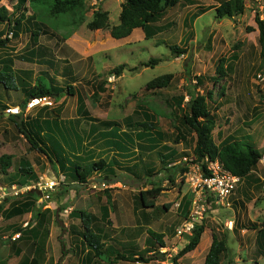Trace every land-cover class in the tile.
I'll use <instances>...</instances> for the list:
<instances>
[{
  "label": "rangeland",
  "instance_id": "obj_1",
  "mask_svg": "<svg viewBox=\"0 0 264 264\" xmlns=\"http://www.w3.org/2000/svg\"><path fill=\"white\" fill-rule=\"evenodd\" d=\"M18 1L3 0L1 2L13 13V23L8 28L6 37L11 32L13 36L12 38L7 37L9 41L6 44H0V56H8L4 59L0 58V71H11L14 80L10 90H5L0 84V95L3 92L9 94V99L14 101L13 106L18 105L21 111L28 114L26 119L32 120L35 116H32L29 111L37 108L48 109L49 107L37 106L30 110H26L27 104L25 108L22 107L26 96L25 91L34 89L36 81L39 80H36L37 77H34V75L40 77V73L47 75L58 74V81H60V83H57L58 86L55 85V81L50 82L46 77L44 79H46L50 88L62 89L64 94H67L68 86L74 87L75 92L79 93V98L74 93L72 96H75L71 97L70 95L69 100L74 98L75 105L79 104V106L83 107L82 109L89 111L88 115L92 122L89 124L84 122L83 124L82 121H79L81 126L78 127L76 122L71 123V120H63L62 117H58L55 120L49 119V124L52 128L54 127L56 137L61 142H65V149L70 154H73V158L75 154L73 150L75 148V144H73L75 138L79 137L81 152H84L86 148L83 143L88 139L85 130L88 131L90 124L106 130L111 129L100 122L106 120L111 123L113 121L121 123L120 126L112 127L113 132L121 133V129L125 128L129 134L128 141L140 146V148L143 147L147 144L148 139V135L144 138V134L146 135L145 129L139 126L127 127L125 126L126 122L123 123V120L128 118L130 123L136 125V122H139L140 124V122L145 121L143 112L155 117L152 118L153 122H161V128H166V132H162L164 134L163 138H165L162 142H167L171 148L175 147L174 149L179 155L178 159L183 158L186 153L190 156L196 143V135L190 128L188 130L184 127L182 132L186 139H182L177 132V128L182 129L184 123L178 118L184 115L186 103L191 95H206L210 89H214L215 93L213 101L208 102L211 116L215 119V129L213 131L215 142L221 145L226 140H240L243 141L244 145L251 144V146L253 145L264 153V81H260L258 78V75H263L262 73H264V57L261 55L260 30L256 22V17L264 21V0H247L246 10L243 15L221 20L216 18L215 8L219 5L218 1L190 0V2L194 1V4H188L185 3V0H181L182 2L176 5V8L169 9L164 18L154 24L158 32L154 39H145L144 32L143 34L134 33L129 40L114 42L111 43L112 45L105 42V40L108 41L110 38L109 29L95 33L87 25L93 20L95 8L108 12L110 27L118 25L120 23L123 0H88L86 2L85 22L73 32L74 36L71 39L68 38L70 35L67 36L70 27H67L64 23L63 16L54 18L48 13L49 6L54 0H39L33 3L31 0ZM32 7L35 8V11H33ZM207 8L212 10L200 15L199 19L193 20L201 9L206 10ZM23 15L25 17L24 20L17 24L16 21ZM152 29H154L153 26ZM33 32L37 33L38 36H33ZM0 35H2L0 39L4 40L3 34ZM96 44H102V47H98ZM71 45H76L81 49H87L88 45L89 49L95 48L99 52L103 51L94 58L95 60H90L95 66L93 72L96 77L88 85L87 79H81V75H79L80 79L78 80L79 77L75 76L77 71L72 70V73L67 75L72 67L80 68L84 66V64H80L77 67L79 63L75 62V57L68 50V46L70 47ZM174 46L184 49L186 52L176 57L177 55L172 49ZM71 57H73V60ZM152 59H159L158 64H153L149 67L143 66V64L150 62ZM81 62L82 59H80ZM220 63L224 64L227 74L224 77H220L218 83H215L214 78L217 77ZM120 65H125V70L121 77H116L112 74V71ZM165 74L174 75V80L167 88L154 90L146 88L148 82ZM33 83L35 84L33 85ZM101 83H104V90H99ZM222 88L226 91V96L224 97L220 96ZM77 98L84 99L85 103L83 100L77 103ZM180 98L185 99L181 104L179 103ZM71 101H69V104L72 107L73 102L71 103ZM5 104L8 103L6 102ZM57 104V102H54V107ZM5 109L6 106L3 111L7 110ZM21 111L19 115L22 114ZM54 117L57 116L54 115ZM24 120L23 118L18 119L17 123H21ZM54 123L55 125H53ZM70 126H73L75 134L72 133ZM7 128L9 129L7 125L4 127L0 126V139L11 140V133ZM14 134L17 138L13 139L14 141L11 140L10 146L7 145L6 147L5 142L0 140V156L11 153L14 157V164L9 169L10 171L3 173L0 167V186L9 187L13 183L18 186H24L27 181H33L32 178L34 177L22 173L21 167L23 165L20 164L21 167L19 168V159L26 157V160H22L26 161L24 167H28L31 166V163L40 166L41 163L38 162V159L47 157L44 153L35 152L26 138L23 135L21 136L18 131H15ZM120 137L125 138L123 135ZM108 138L114 144L116 136L109 134ZM100 143L97 141L95 152L102 148L99 147ZM40 146L47 153H50L45 145L41 144ZM131 149L129 148V150ZM143 150L146 149L143 148ZM151 153V157L145 156H150ZM151 153L145 151V155H137L135 152L132 157L123 161L124 168L121 171L114 166L115 175H110L109 177L113 178L119 174L117 176L119 180L132 187H146L149 182H155L157 185L166 183L167 186H170L171 184L168 182L171 176L170 171L162 170L163 165L159 161L160 157H158L156 152ZM49 159L45 160L47 164L43 169L46 171L47 167L50 168L47 173L48 178L59 176L60 174L67 177L65 182L59 186V190L54 193L53 197L51 196V202H56L57 198L62 196V201L64 199L62 204H65L62 209L69 208L66 210L67 212H64L66 218L63 219V223L71 220L68 223V227H64L60 222L61 217L57 210H54L56 214L50 215L52 217L51 224L53 223L54 225L50 227L47 252L49 256L52 254L53 264H59L61 261L60 264H76L78 263L77 261L71 262L70 260L63 263V260L68 256L74 258L76 249L81 248L79 244L75 245V242L72 243L75 239H81L78 234L72 233L74 230L73 226L79 232L83 230L79 213L89 212L87 207L90 200L94 197L101 196L104 201V197L109 195L107 190L112 189L111 187L104 191H96L104 193H96L91 190L92 183L98 184L103 181L109 183L105 178L109 173L105 172L104 174L103 171L93 172L87 179L90 180L88 185H79L77 180L68 177V175L73 176L74 166H64L62 171L57 173L49 166ZM146 166L155 167L159 173L147 176L144 171ZM84 167L86 166H83L82 169ZM40 168L36 167L37 173L39 176H43L44 173ZM175 171L179 175L178 169ZM177 174L173 175V178ZM12 177H14V180L10 181ZM41 179L43 178L41 177ZM258 180H260L259 183H257ZM37 181H39V178ZM37 181L27 182V184H33ZM177 183L183 185L181 176ZM185 187L187 188L188 185H185ZM26 199V195H22L15 199L6 200L3 203L4 214L3 219L0 221V264L18 263V260L10 259L11 255L10 257L8 256V245L11 246L13 243H11L10 238L15 235L16 228H20L25 221L29 220L36 224L30 213L29 215L26 214V217H24L25 215L14 218L9 216L11 209ZM160 201H164V199ZM165 201L168 203L167 199ZM229 202L231 204L230 207L214 206L216 210L214 214L218 215L220 213V217L224 221L223 225L228 220L235 219L236 221L234 222L235 234L234 232L227 231L228 234L225 232L224 237L228 251L223 256V264L235 263L233 262L234 259H238L239 264H264L263 240H261L260 236L257 237L258 233L251 227L254 224L259 227L264 221V158L253 169L252 174L248 178L241 180L237 191ZM73 207H75V210H73ZM73 211H75L76 218L72 217L71 213ZM173 211L175 210L173 209ZM209 211L211 210L208 209L205 219L210 223L212 218H209ZM154 215L156 217L159 216V214ZM211 223L214 226L216 225L215 221ZM171 224H175L174 221L166 225L171 226ZM206 228L210 234L212 228L210 226ZM5 236L10 238L6 239ZM166 237L168 244H166L167 241L164 239L165 248L169 247L172 249L175 246L181 250L186 244L185 236L183 235L179 237L182 241L180 244H176V240L173 241L174 243L171 242L168 235ZM17 241L19 243L16 242V245H21L25 242V239H17ZM58 242L60 243L58 244ZM61 244L64 245L63 252L65 255H62ZM78 255H76L77 260ZM174 256L175 254L169 251V254L164 256L165 261L162 259L154 260L149 264H173ZM204 256L205 251L200 254L201 261ZM193 257V255L187 254L181 260H178V264L197 262V259ZM82 258L83 253L80 255V259ZM121 262L123 261H119L116 264ZM97 263L106 264V262L104 263V261L100 260Z\"/></svg>",
  "mask_w": 264,
  "mask_h": 264
},
{
  "label": "trees",
  "instance_id": "obj_2",
  "mask_svg": "<svg viewBox=\"0 0 264 264\" xmlns=\"http://www.w3.org/2000/svg\"><path fill=\"white\" fill-rule=\"evenodd\" d=\"M0 0V24L8 23L10 26L13 23V13H11L5 5H2ZM26 0H19L18 2H25ZM39 0H31V2H38ZM88 0H54L53 3L49 6L48 13L52 15L54 18H58L63 16L64 23L67 27H70L67 36L72 35L73 32L78 29L82 24L85 22V14H86V2ZM217 1V0H216ZM246 1L247 0H218L219 5L216 7V18L218 20L225 19V18H232L234 16L243 15L246 10ZM181 0H123L121 4V13H120V23L118 25L110 27L109 25V14L108 12H103L102 9L95 8L93 20L88 23L87 27L91 31L97 30H105L109 29L111 36L114 39L120 40L129 37L132 32L137 28H142L145 32L146 39H152L154 36L158 34L157 30L154 27V24L157 23L159 20L164 18L167 11L169 9L174 8L178 5ZM33 11L35 8L32 7ZM208 8L206 10H202L203 13L210 10ZM199 17V14L195 15L193 18L196 19ZM24 15L16 21L17 24H20L22 20H24ZM256 22L258 23L259 30H260V39L259 43L261 46V55L264 57V21L260 20L256 17ZM18 26V25H16ZM65 26V25H64ZM63 26V27H64ZM152 26L154 29H152ZM18 28V27H17ZM38 36L37 33L33 32V36ZM2 36V35H0ZM69 36V37H70ZM68 37V38H69ZM9 41L8 38L4 40L0 39V44L4 45L6 42ZM176 57H179L181 54H184L186 50L180 49L177 46L172 47ZM159 59H152L150 62L143 64L145 67H149L150 65L158 64ZM125 70V65H120L113 69L112 74L116 77H121L123 71ZM218 74L217 77L214 78L215 83H218L220 77H224L227 74V71L224 67L223 63L219 64L218 67ZM264 76V73H262ZM258 75L260 81L262 80ZM13 76L11 71H0V84L5 88V90H10L13 86ZM174 80L173 74H165L160 77L154 78L150 82L147 83L146 88L148 90L154 89H164L167 88L172 81ZM104 83H101L99 86V90H104L103 88ZM75 92L74 87L68 86L67 87V94L73 95ZM220 96H226V91L224 88L220 90ZM25 100L22 103V107L25 108L26 104L33 98H40L50 96L56 100L62 98L64 96V92L62 89L50 88L46 83L41 81L40 79L37 81L34 89L26 90ZM214 89L208 90L206 95H191L189 97L188 102L185 106L184 115H182L180 119L184 124L181 128H177V132L182 139H186L185 135L183 134L184 127L189 130H192L193 133L196 135V143L193 148L192 154H184L187 158H192L193 163L201 164L206 171V163L205 158L210 159L211 161H220L221 164L229 170L235 176H238L242 179L248 178L253 169L258 166L261 160L264 158V153L260 152L251 144L244 145L243 141L238 140H226L221 145H218L215 142L213 131L215 129V119L211 116V111L209 110V101H213L214 96ZM184 102L185 99L180 98L179 103ZM185 105V104H184ZM82 107V106H81ZM83 108V107H82ZM83 113L88 115V112L84 109L81 110ZM175 112V111H174ZM144 117L146 118L147 122L142 124L136 122L135 124L130 123V119L126 118L123 120V123L126 122L125 126L127 127H143L145 131H153L156 135H158L161 139H163L164 134L162 132H158L155 128L157 127V122H153L151 119V115L147 114L146 112L143 113ZM174 114V113H173ZM176 114V112H175ZM89 116V115H88ZM155 118V117H153ZM35 122L36 125L32 123V121L21 123H16L17 131L20 135H23L27 142L30 144L31 148L35 151H39L44 153L48 158V153L40 146L41 144L45 145V140L41 136V130H45V124H49V120L42 122L40 119H37ZM104 125L111 128L113 126H120L121 123L117 121L108 122L107 120L103 122ZM51 135L54 134L51 132ZM113 135L116 136L115 142L118 146V149L125 152L127 148H132L129 152L132 154L127 157H132L136 151H134L133 142H129L128 137L129 134L126 132H113ZM123 135L125 138H121L120 136ZM151 139V138H150ZM118 140V141H117ZM131 140V139H130ZM132 141V140H131ZM52 143V142H51ZM126 143V144H125ZM123 147H126L123 150ZM169 148V147H168ZM64 150V149H63ZM143 150V149H142ZM147 152H156L154 144L151 145L150 149L143 150ZM170 157L175 159L179 155L175 150H169ZM134 152V153H133ZM124 154V153H123ZM137 154V152H136ZM158 157L161 159L159 160L160 163L163 165L162 170L170 171V177L168 182L171 185L176 184V176L173 178V175L177 174L175 171L178 169L181 176L182 184L185 183L184 174L189 170V166L187 164H179L171 166L170 164L173 162L171 159L168 162L161 157V153L158 154ZM13 156L9 154H4L0 157V167L3 173H7L8 170L13 166ZM115 162V161H114ZM111 165L107 163L106 160L100 159L98 161L91 162L89 165L82 169L81 166H74L73 176L69 177L73 180H77L79 185H85L88 182V177L96 171H105L110 170L112 173L108 174L107 177L110 178V175L114 174V164ZM66 166L65 164L63 167ZM144 171L146 172L147 176H152L153 174L157 173L155 167L146 166ZM128 170H130L127 167ZM21 171L25 175H31L33 181H37L38 178L35 175L31 166L28 167H21ZM156 172V173H155ZM159 173V171H158ZM157 173V174H158ZM35 175V176H34ZM77 178V179H76ZM29 182V181H27ZM27 182L25 184H27ZM258 180L257 183H259ZM166 190L161 184H153L152 188L147 189L141 192V202L145 208H153L155 207L156 199L161 195V193ZM27 199L23 202H20L18 206H14L11 209L9 214L10 218L22 216L31 213L33 221H36V225L34 227L31 226V223L24 227L22 226L16 228V234H21L20 239H25L27 242H31L30 244V252L29 255L26 256L27 258L22 260L20 264H44L46 262V239L48 238V229L44 227V220H45V211L41 212V209L37 205V201L40 198V194L35 192H28L25 194ZM184 208L185 212L182 213V216L189 217L192 208V195L190 200L188 197L184 200ZM171 207V204L166 205ZM3 204L0 205V221L3 219ZM79 218L82 222L83 230L79 233V237H81V241L87 253L83 255V258L80 259V253H78V260L76 259V255L72 258V261H77L78 263H93V261H104L106 264H116L119 261L123 262H132V263H141V264H149L154 260H164L165 254H160L159 252H155L150 254V250L144 251L142 255H124L122 253H118L114 247H105L104 238L100 235L94 228V221L95 217L85 212L79 213ZM43 219V222H42ZM253 230H256L258 236H260L261 240H263L264 245V221L258 227L257 225L251 226ZM205 232V225L200 224L196 225L192 235L187 236L188 243L185 247L181 249L174 257H173V264H178V260L184 257L186 254L194 251L200 244L201 238L203 233ZM47 233V234H46ZM149 248L152 246L157 245V250L159 247L164 248L165 242L163 241L164 235L158 234L155 232L149 231ZM15 235H12L14 237ZM225 236V235H224ZM10 238L11 243L14 249H17L16 242L17 240H12ZM153 241V245L152 242ZM159 246V247H158ZM61 251L62 255H65L64 245L61 244ZM74 251V250H73ZM228 251L227 242L225 237L220 239L217 235L213 234V241L212 245L208 251V254L205 258L204 264H223V256ZM21 250H18V256L21 254ZM76 254V252H75ZM69 255V254H68ZM161 257V258H160ZM163 257V258H162ZM62 262V261H61ZM60 262V263H61ZM59 263V264H60Z\"/></svg>",
  "mask_w": 264,
  "mask_h": 264
},
{
  "label": "crops",
  "instance_id": "obj_3",
  "mask_svg": "<svg viewBox=\"0 0 264 264\" xmlns=\"http://www.w3.org/2000/svg\"><path fill=\"white\" fill-rule=\"evenodd\" d=\"M185 3L194 4V1L190 2V0L189 1L185 0ZM202 10H204V9H201L197 13V14H199V17L197 19H199L201 17L200 15L204 14L202 12ZM210 10H212V9H210ZM210 10H208V11H210ZM208 11H206L205 13H207ZM193 15H195V14H193ZM5 27H6V29H4ZM9 27H10V25L8 23L0 24V34H3V39L6 38V33H8L7 30ZM159 27H161V26H159ZM102 31L103 30H97V31H95V33L96 32H102ZM143 32H144V30L142 28H137L132 32V34L129 37L124 38V39H120V40L114 39L111 36V34L109 33L110 38L108 41L105 40V42L111 44V43L122 41V40H129L130 37L131 38L133 37L134 33L143 34ZM144 34H145V32H144ZM73 36H74V34H72L69 38L71 39V38H73ZM156 36H154L152 39H154ZM145 39H146V35H145ZM96 45L98 47H102V44H96ZM103 48H104V45H103ZM68 50L75 57V59H76L75 62L79 63L77 65V67H79L80 64H84V66L80 67V68L72 67V69H70V71H69V73H67V75L71 74L72 70L77 71L75 73V76L79 77V75H81V79H83V80L87 79V85L89 84L90 81L95 80L96 75L93 72L95 66L93 65V63L90 62V60H92V59L95 60L94 58L96 56L100 55L103 51L99 52V50L95 49V48L89 49L88 45H87V49H85V48L81 49L76 45H71L70 47L68 46ZM6 54H8V53H6ZM7 57L8 56H6V57H4L3 55L0 56V58H2V59L7 58ZM71 58L73 60V57H71ZM80 59H82L81 63H80ZM87 60H88V62H87ZM42 76H44V77H42ZM34 77H37L36 80L40 79L41 81H43L46 84H47V81H46V79H44L45 77L48 78L50 80V82L55 81V85H57V83H60V81H58V74L57 75L56 74L55 75H52V74L47 75L45 73H40V77L36 76V75H34ZM69 77H71V76H69ZM79 79H80V77L78 78V80ZM30 80H31V77H30ZM35 83H33V85ZM60 87H62V86H60ZM74 93H76V92H74ZM69 96L70 95H68V94H64V96H62V98H60L58 100L54 99L58 103L55 107H48V109L47 108H44V109L37 108L35 110L33 109L34 111L33 110L29 111V112H31L32 116H35V118L33 117L32 120H29V119H26V118H28V114L24 111H22L21 115H17V116L8 115L5 111H3V108L5 106H6V109H7V107L8 108L18 107V105L13 106L14 101H11L9 99V94L3 92L2 95H0V126L2 125L4 127L7 125L9 127V129L8 128L7 129L11 133V140H13V139L17 138L16 135L14 134L15 131L17 132L16 123H17L18 119H22V118L25 119L24 122L32 121V123L34 125H36L35 123H37V122H35V121L37 119H40L42 122H45L46 120H49L50 118L55 120L58 117H62L63 120L69 119V120H71V123L76 122V124H78V127L81 126V125H79V121H82L83 124H84V122L86 124L91 123L92 120L90 119V117L85 115L81 111L82 107L79 106V104L75 105L74 98L70 99V100H72L71 103L73 102L72 107H71V105L69 104L70 103L69 102L70 101ZM74 96L71 95V97H74ZM76 96L79 98V93H76ZM78 98L76 100L77 103L81 100H83L85 103L84 99H78ZM6 102L8 104H5ZM87 110H88V108H87ZM58 114H60L61 116ZM54 115L57 117H54ZM86 118L89 120L87 121ZM152 118L153 117H151V119ZM100 122L103 123L105 121H100ZM146 122H147V120L145 118V121L140 122V123L145 124ZM155 122H157V121H155ZM157 123L158 124H157V127L155 129L158 132H163V131L166 132V128H164V127L161 128L162 127L160 125L161 122L160 123L157 122ZM53 125H55V123ZM61 127H64V126H61ZM140 128H143V127H140ZM70 129H71L72 133L75 134L73 126H70ZM85 131H86V135L88 136V139H86V142H84L83 145L86 149L84 152H81L79 137H76L75 141L73 143V144H75V148H73V150L75 151L74 158H73V154L72 153L70 154L69 151L67 149H65V147H66L65 142H61V140L56 137L54 127L52 128L51 125L45 124V130H41V136L45 140V146L50 151V153H48V155H49V158L51 160L48 157L44 156V157H46L45 159H38V162L41 163L40 166H36L35 164L31 163V167L33 168L34 173L38 176L39 179H41V177L44 178V180H46V181H51L54 178H58V180H60V181L67 179V177L65 175H62V174H60L59 176H53L51 178H48L47 173L50 171V168L47 167L46 171L43 170L47 164L45 162V160H48V159L50 162L49 166H51L52 170L57 171V173L62 171V169H63L62 167L64 164L66 166H69V167H73V166L83 167V166H87V164L89 162L98 161L100 159L106 160L107 163L110 165L115 161L114 166L118 167L120 171L124 168L123 161L126 160L127 157L131 153L129 152L128 148H127V151L125 150L126 147H123V150H125V152H123V151L118 149V146L116 143L112 144L111 140H109V138H108V135L113 133L112 129L106 130V129L100 128L97 125H91L90 124L88 131L87 130H85ZM51 132L54 134V136L50 134ZM121 132L127 133V129H125V128L121 129ZM145 132H146V135L144 134V138L147 137V135H148V139H147V144L144 145L143 147H141L142 149L143 148L146 150H147V148L150 149L151 145L154 144L155 149H156V153H158V154L161 153V157L163 159H165L167 162L169 159H171L173 161L170 164L171 166L179 165L181 163L183 158L178 159V157H176L175 159H172L170 157L171 153L169 150H175L174 149L175 147L171 148L170 145L167 144V142H162V140L165 138L161 139L153 131H152V133H150L151 131H148V132L145 131ZM137 137H139V136L137 135ZM0 140H3L5 142L6 147L11 142V140H9V139L5 140L2 138ZM97 141L101 142L99 144V147H102V148L98 149V152H95V148L97 147V145H96ZM73 144H71V145H73ZM133 145H134V151L137 152V155H145V151L143 152V150L140 148V146H136L135 144H133ZM63 149H65L66 151ZM6 154H9V153H6ZM11 155H13V154H11ZM101 155H103V156L100 157ZM145 156L151 157L152 153L150 154V156H147V155H145ZM22 159L26 160V157L22 158ZM22 159H19V161H18L19 162V164H18L19 168L21 167L20 164H22L23 167L25 165L26 161H23ZM85 161H87V162H85ZM36 167H41L40 170L43 171V173H44L43 176L38 175ZM103 172H104V174H105V172L109 173V174L112 173L108 169L103 171ZM157 173H158V171H157ZM69 174H72V173H69ZM99 174H101V173H99ZM118 175L114 176L113 178L105 177L106 180L109 181V183L106 181H103V182L108 184L112 189L107 190L109 195H106L104 197V201H103V197L96 196L90 200L89 206L87 207L89 210L88 213L92 214L95 217L94 228L98 233L100 232L99 233L100 235L103 236V238H104L103 241L105 243V247H114L118 253L121 252V253H124L126 255H137V256H139V255H142V253L144 251H147V250H150V254H153L154 252L157 251V246H152L151 248H149L150 247L149 246V238L150 237H149V233H148L149 231L155 232L158 234H162V235L164 234L163 241L165 239L167 241L166 244H168V240L166 239L167 238L166 235H168L171 242L176 240L175 241V242H177L176 244H180L182 241H181V238H179L180 236L177 235V229L181 225H183V223L185 222L186 219H188L187 217L182 216V213L185 212V208H184L183 203H184V200L186 199V197H188V199L190 200L191 195H192L188 184L184 183L183 185H180L177 183V180H180V173H179V175L177 174L178 176H176V184L175 185H170V186L168 185L167 186L166 183L161 184L163 187H165L166 190H164L161 193V195L156 199L155 207H153V208H145L142 205V202L140 200H141V192L152 188V185L155 184V182H149L150 184L148 183L146 185V187H142V186H141V188L132 187V186H129V185L123 183L122 181H120L119 178L117 177ZM68 177H72V176L68 175ZM10 179H11L10 181H13L14 177H12ZM29 182H33V181H29ZM73 183L75 184L74 181H73ZM13 184H16V183H13ZM185 185H188V187L186 188ZM77 187H79V186H77ZM58 190H59V188H58ZM96 193H104V192H96ZM105 194H106V192H105ZM107 196H109V197H107ZM161 199H164V201H160ZM166 199L168 200V203H167V201H165ZM62 202H64V199L62 201V196H61L60 198H57L56 202L53 201V202L46 203V207L43 208V210H41V212L48 210L45 212V220H44V224H43L44 227L46 229H48V236L50 235L49 234L50 229H51L50 227L54 225L53 223L51 224L52 217H50V215L56 214L54 210H57L58 213H60L59 214L61 217L60 222L63 224L64 227H68V223L71 220L70 219L66 223H63V219L66 218V215L64 214V212H67L66 210H68L69 208L66 207V208L62 209L63 207H65V204H62ZM169 204H171V207H169V208H168V206L166 207V205H169ZM215 205H217V204H213L212 208H210L211 211H209V213H210L209 218H212L210 223L206 219L204 221V224L206 223L205 224L206 227L210 226L212 228L210 230V234H209L208 229L205 228V232L203 233V236L201 238V242H200L199 246L194 251L188 253L190 255H193L194 256L193 258L197 259V262H192V264H200V263L204 264L205 258L207 256L206 254H208L207 252L209 251V249L212 245L213 234L217 235V237L220 239L224 238L225 232L227 233V231L228 232H234V234H235L234 228L232 230H228V225H229L228 223H230V221L236 222L235 219L234 220H228L223 225L224 221L220 217V213L218 215L214 214V212L216 211L214 208ZM74 208L75 207H73V210H75ZM173 209L175 211H173ZM71 214H72L73 218H76L75 217L76 216L75 211H73ZM154 214H159V216L156 217V215H154ZM27 215H29V214H27ZM27 215H25L24 217H26ZM31 218H32V216H31ZM24 220H26V219H24ZM173 221L175 224H171V226L166 225V224L173 223ZM213 221H215V223H216L215 226L211 223ZM156 227H158V228H156ZM73 229L74 230L72 231V233H74L76 235L77 234L79 235V233H81V231H82L81 230L79 232L76 229V227H74V226H73ZM244 232H247V231H244ZM183 236H185V241L187 244L188 243L187 235H183ZM8 237L9 236H7V237L5 236L6 239ZM48 238H50V237H48ZM48 238L46 239V243H45L46 262L44 264H53V258L51 256L52 254H50V256H49L48 252H47L48 247H49ZM19 242H20V240H19ZM19 242H17V243H19ZM74 242H75V245L79 244L81 246L80 249H76L75 255H77L78 253H80V254L83 253L82 251L85 249L83 247L82 241L75 239L72 241V243H74ZM151 242L153 245V241H151ZM59 243L60 242H58V244ZM30 244H31V242L25 241V242H23V244L17 245V247H16L17 249H14L13 245H11V246L8 245V247H9L8 256L10 257V255H11L12 257L10 259L11 260H18L17 264H20L22 262V260L26 259L27 258L26 256L29 255ZM186 244L184 245V247L186 246ZM11 250H12V254H11ZM18 250L22 251L19 256H17ZM169 251H172L176 255L181 250H179V247H175V246H173L172 249L169 247L163 248V253L166 252L165 254H169ZM203 251H205V256H204V259L201 261L200 254ZM86 253H87V250L84 251L83 255ZM71 259L72 258L68 256L65 258V260H63V263H65V261L68 262V260L73 262ZM164 261H165V257H164ZM233 262H235L236 264H239L238 259H234ZM76 264H78V263H76ZM79 264H98V263H97V261H93V263L83 262V263H79ZM120 264H132V262H121ZM137 264H141V263H137Z\"/></svg>",
  "mask_w": 264,
  "mask_h": 264
},
{
  "label": "built area",
  "instance_id": "obj_4",
  "mask_svg": "<svg viewBox=\"0 0 264 264\" xmlns=\"http://www.w3.org/2000/svg\"><path fill=\"white\" fill-rule=\"evenodd\" d=\"M264 9V8H263ZM13 33L8 34V38H12ZM262 80L264 77L259 76ZM37 106H54V101L50 97H41L32 99L28 105L27 109L30 110ZM7 113H19V109L9 108ZM192 158L184 157L180 164L186 163L189 165V171L185 173V182L189 185L192 194V208L189 215V219L186 223L177 230L179 236L185 233H191L195 227L196 223L203 220L205 213L211 208L212 204L230 207L229 200L237 191L241 178L232 174L227 170L220 161H211L205 158L206 171L201 166V164H193ZM58 182L55 180L46 181L41 179L36 184L26 185L23 188H18L16 186L0 187V205L4 201L14 197H18L21 194H26L28 192H36L41 194V198L38 199L37 205L42 206L46 204L51 199V193L56 190ZM110 188L105 183H92L91 190L93 192L102 191ZM28 222L24 224V227L28 226ZM234 223H229V228L232 229ZM21 234H16L12 240L19 239Z\"/></svg>",
  "mask_w": 264,
  "mask_h": 264
},
{
  "label": "clouds",
  "instance_id": "obj_5",
  "mask_svg": "<svg viewBox=\"0 0 264 264\" xmlns=\"http://www.w3.org/2000/svg\"><path fill=\"white\" fill-rule=\"evenodd\" d=\"M7 36H8V35H7ZM6 38H7V37H6ZM114 76H115V75H114ZM46 97H50V96H46ZM40 98H41V97H40ZM50 98H51L54 102H56V101H55L56 99L54 100V98H52V97H50ZM33 99H34V98H33ZM31 100H32V99H31ZM31 100H30V101H31ZM30 101H29V102H30ZM29 102H28V103H29ZM28 103H27V105H28ZM49 107H50V106H49ZM53 107H54V106H53ZM11 108L19 109V113H11V114H9V113H7V110H8L9 108H7V110H6L5 112H6L8 115H15V116H17V115L20 114V111H21V110H20L19 107H11ZM26 110H27V107H26ZM21 112H22V111H21ZM36 152H37V151H36ZM184 157H186V156H184ZM184 157H183V158H184ZM190 158H191V157H190ZM183 164H186V163H183ZM193 164H195V163H193ZM187 165H188V164H187ZM188 166H189V165H188ZM188 171H189V170H188ZM188 171H187V172H188ZM187 172H186V173H187ZM184 175H185V174H184ZM184 177H185V176H184ZM40 180H41V179H39V181H40ZM43 180H44V178H43ZM53 180L57 181L59 184H58V186L56 187V190H55L53 193H51V196H53V194H54L55 192H57L59 186L62 185V184L65 182V180L60 181V180H58V178H54ZM39 181H37L36 183H38ZM89 181H90V180H88V182H87L85 185H88V184H89ZM36 183H33V184H36ZM103 183H105V182H103ZM185 183H186V182H185ZM33 184H32V185H33ZM105 184H106V183H105ZM186 184H187V183H186ZM26 185H31V184H26ZM26 185H24V186H26ZM12 186H16V187H18V188H19V187H20V188H23V187H24V186H18L17 184H12V185L9 186V187H12ZM108 186H109V185H108ZM0 187H1V186H0ZM6 187H7V186H6ZM105 190H106V189H105ZM102 191H104V190H102ZM35 193H36V192H35ZM37 194H38V193H37ZM39 194H40V193H39ZM22 195H25V194H21L20 196H22ZM40 198H41V194H40ZM10 199H15V198L12 197V198H10ZM10 199H8V200H10ZM51 199H52V198H51ZM51 199L49 200V202H51ZM4 202H5V201H4ZM49 202H47V203H49ZM2 204H3V203H2ZM213 204H215V203H213ZM213 204H212V205H213ZM38 207H39L41 210H43V208L46 207V204H43L42 206H38ZM211 208H212V206H211ZM207 212H208V210H207ZM207 212H206V213H207ZM206 213H205V214H206ZM188 219H189V218H188ZM188 219L185 220V222L183 223V225L186 223V221H187ZM204 221H205V215H204L203 220H202L201 222H199V223H196L195 226H196V225H200V224H204ZM27 222H28L29 224L31 223V226H32V227H34V226L36 225L35 223H33L32 221H29V220H28V221H25V222L23 223V225H24L25 223H27ZM230 222H233V223H234V221H230ZM29 224H28V225H29ZM183 225H181L178 229H180ZM204 225H205V224H204ZM194 228H195V227H194ZM205 228H206V226H205ZM233 228H234V227H233ZM233 228H232V229H233ZM178 229H177V230H178ZM232 229H230V228H229V225H228V230H232ZM193 230H194V229H193ZM192 233H193V231H192L191 233H185V234H186L187 236H190V235H192ZM185 234H183V235H185ZM177 235H178V234H177ZM21 236H22V235H21ZM178 236H179V235H178ZM181 236H182V235H181ZM12 238H13V237H12ZM19 239H20V238H19ZM164 248H165V247H164ZM157 252H159L160 254H165V253H166V252L163 253V248H161V247L157 250ZM119 253H121V252H119ZM154 253H155V252H154ZM122 254H124V253H122ZM125 255H126V254H125ZM137 263H138V262H137Z\"/></svg>",
  "mask_w": 264,
  "mask_h": 264
},
{
  "label": "water",
  "instance_id": "obj_6",
  "mask_svg": "<svg viewBox=\"0 0 264 264\" xmlns=\"http://www.w3.org/2000/svg\"><path fill=\"white\" fill-rule=\"evenodd\" d=\"M230 264H235V263H232V262H231Z\"/></svg>",
  "mask_w": 264,
  "mask_h": 264
}]
</instances>
